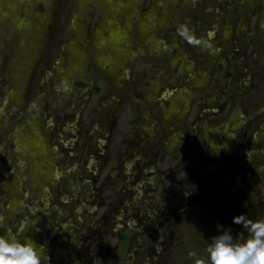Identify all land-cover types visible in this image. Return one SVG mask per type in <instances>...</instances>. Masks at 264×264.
I'll return each instance as SVG.
<instances>
[{"label": "rangeland", "instance_id": "1", "mask_svg": "<svg viewBox=\"0 0 264 264\" xmlns=\"http://www.w3.org/2000/svg\"><path fill=\"white\" fill-rule=\"evenodd\" d=\"M117 22L126 27L116 37ZM32 112L64 149L41 212L39 151L20 149L14 133ZM0 163V234L41 229L42 264L206 258L213 235L240 229L234 215L264 216V0H0ZM223 190L231 202L213 220ZM71 230L77 244L57 254Z\"/></svg>", "mask_w": 264, "mask_h": 264}, {"label": "clouds", "instance_id": "2", "mask_svg": "<svg viewBox=\"0 0 264 264\" xmlns=\"http://www.w3.org/2000/svg\"><path fill=\"white\" fill-rule=\"evenodd\" d=\"M232 222L240 229L229 226L213 235L206 245V258L195 250L189 252L194 264H264V216L253 218L242 212ZM44 255L29 237L0 234V264H42Z\"/></svg>", "mask_w": 264, "mask_h": 264}, {"label": "flooded vegetation", "instance_id": "3", "mask_svg": "<svg viewBox=\"0 0 264 264\" xmlns=\"http://www.w3.org/2000/svg\"><path fill=\"white\" fill-rule=\"evenodd\" d=\"M55 1V0H54ZM79 1V0H78ZM78 11V10H77ZM75 13H76V11H75ZM75 13H74V15H75ZM78 13H79V11H78ZM80 14V13H79ZM74 17V16H73ZM123 23V22H122ZM124 24V23H123ZM122 24V25H123ZM123 27H126V25L124 24L123 25ZM159 40L157 39V41L155 42V46L157 47V45H159V42H158ZM85 46H86V44H84V43H82V47L83 48H85ZM67 53L65 54V55H62V57H63V60L64 61H66L67 60ZM67 64V63H66ZM59 68L61 69V71H65L67 68L68 69H71L70 67H67V66H65V63H62V64H60L59 65ZM72 70H73V68H72ZM49 71V70H48ZM63 82H64V86L62 87V88H64L65 89V92H67L68 90H69V88H68V84H67V82L65 81V79H63ZM56 87H58L57 89H58V91L60 92L61 91V86L59 87V86H56ZM39 91H40V94H39V96L34 100V106L38 109V106H40V104L42 103V92H44V90H43V87H40V89H39ZM63 94H62V91H61V96H62ZM185 95V92L184 91H181L180 93H178L177 95H176V98H175V101H177V99L180 97V96H184ZM11 96H14V97H16L17 99H19V100H22V98H23V93H21V92H19V93H15L14 92V90H12V92H11ZM60 96V97H61ZM38 111H39V109H38ZM31 116H32V118L34 119V121L37 123V124H34L33 125V128L35 129L36 127H38L42 122H46L47 123V127H48V120H45V119H43V118H40L37 114H36V112H32L31 113ZM32 118H30V119H27L26 118V116L25 115H23V116H21L20 117V120L17 122V124L15 125V128L17 127V125H19L20 123H23V125L21 126V129L26 133V131H27V127H29L30 125H31V120H32ZM28 123V124H27ZM72 127V126H71ZM70 128V127H69ZM42 130V127L39 129V131H41ZM15 133V132H14ZM35 133V132H34ZM68 135L69 134H67V137H68ZM28 136H31L32 137V135H28ZM50 131H49V136H48V143H47V146H44V145H39L37 142H35V143H30L29 144V148L30 147H33L34 145H36V149L39 151V154L37 155V156H35V158H33V160H34V162H35V164L33 165L34 166V170H33V173L32 174H37V175H35L34 177H35V179H34V181H38V183L40 184V187L44 190V192H46L48 195H49V198H50V203H49V205L46 207L45 205V209H48L50 206H51V204H52V198H51V192H50V184H53V183H55L56 181H57V179H58V176L60 175V173H61V169L59 168V166H58V163H57V159L61 156V154H63L64 153V149L62 148V147H60L58 144H54V143H51L50 142ZM66 137V138H67ZM75 137V136H74ZM66 138H62V143H63V145H64V147L65 148H68L70 145H68L67 144V141H66ZM74 141V140H73ZM27 148V147H26ZM21 151V150H20ZM52 152L53 154H55V162H54V167L56 166L57 168H58V170H59V173H58V175H57V177L56 178H54L53 179V176L49 173V172H51L50 170H49V168L46 166V163H45V161H44V159H42L41 158V154H44V152ZM1 167H3L5 170L3 171V170H1ZM0 172H3V173H7L8 172V169H7V166L5 165V164H3V163H0ZM249 178H251L252 180H253V178L254 177H252V176H249ZM251 179H248V181L249 180H251ZM75 181L73 182V186L75 185ZM246 187H248V184L246 185ZM89 193H91L92 195H93V200H94V194H93V191H92V189L90 188L89 189V191H88V194ZM44 194V193H43ZM87 194V195H88ZM63 197H64V199L65 200H67V196L66 195H63ZM86 202V201H85ZM93 205V204H92ZM39 206H40V203H39V205H38V207L36 208V209H39V212H41V211H43V210H40V208H39ZM83 206L84 207H86L85 206V203L83 204ZM44 209V210H45ZM75 215L76 216H79V213L78 212H76L75 213ZM75 217V216H74ZM74 217H70L69 219H68V221H67V223L69 222V223H71L72 222V226H74V225H77V223H74ZM66 222V221H65ZM64 222V223H65ZM66 223V224H67ZM57 229V228H56ZM38 233H41L43 236H45V237H47L46 235H44V232L41 230V229H39V228H34V229H30L29 230V232H28V236L27 237H29V238H31L33 241H35L36 242V244L38 245V246H40L41 248H43V251H44V253H45V255L46 256H48V254L46 253V247H47V242L46 243H43V238L41 239V237L39 236V234ZM71 233H73L72 232V230H71ZM63 236H62V235ZM61 234H60V242L61 243H59V241H58V243L56 244V253L58 254V252H60L61 251V247H62V245H64V246H66V247H68V245L70 244V243H74L73 245H75V244H77V242H78V240H79V238L77 239H75V238H73V236H79V235H76V234H72V236L71 235H69V234H64L63 233V231L61 232ZM63 238H62V237ZM48 239V238H47ZM61 239H64V241H62ZM73 240V241H72ZM72 245V246H73ZM70 246V245H69Z\"/></svg>", "mask_w": 264, "mask_h": 264}, {"label": "bare ground", "instance_id": "4", "mask_svg": "<svg viewBox=\"0 0 264 264\" xmlns=\"http://www.w3.org/2000/svg\"><path fill=\"white\" fill-rule=\"evenodd\" d=\"M78 16H79V13H78V11H76V13H75V15L73 17V20L75 21V23L79 21ZM116 25H118V26L116 27ZM116 25L114 26L116 28L112 31V34H113V36H116L117 37L119 35V33H121V31H122V30L120 31V29L122 27L119 26V25L122 26V23L121 22H119V23L117 22ZM77 26H80V24L77 25ZM111 26H113V25H111ZM109 27H110V25H109ZM83 31H84V33H83V36L82 37L84 39H83V42L82 43H84V44L87 45V42L89 40H91V36L88 33L87 24H85V27L83 28ZM103 37L104 36L100 35V41H99V43H101L104 40ZM115 42H117V41H115ZM82 43H80V46L82 45ZM22 125H23V123H20L19 125H17V127L14 130L15 135H17V137H18V141L17 140L16 141L18 142V146H19L20 149L23 150V148L28 147L30 143H35V142H37L39 145L47 146L50 128L47 127V123L46 122H42L38 127L35 128V134H34L35 136H32V137L31 136H28L21 129V126ZM41 127H42V130L39 131V129ZM73 140H74V133H73L72 127H71L70 128L69 135L66 138L67 144L70 145L73 142ZM40 156H41L42 159H44V161L46 163V166L51 171L49 173L53 176V179L56 178L57 175H58V173H59V170H58V168L56 166L54 167L55 154H53L52 152L49 151V152H44V154H41ZM1 170L4 171L5 169L3 167H1ZM249 179H251V178H249ZM49 203H50L49 195L46 192H44L43 196L41 197V201H40V206H39L40 210H44L49 205ZM92 204H93V195L91 193H89L87 195V199H86V202H85V206L90 208V206H92ZM38 234L41 237V239L43 238V243H46L47 242V237L43 236L41 233H38Z\"/></svg>", "mask_w": 264, "mask_h": 264}, {"label": "trees", "instance_id": "5", "mask_svg": "<svg viewBox=\"0 0 264 264\" xmlns=\"http://www.w3.org/2000/svg\"><path fill=\"white\" fill-rule=\"evenodd\" d=\"M231 202V193L223 190L217 193L216 199L213 203V220L220 219Z\"/></svg>", "mask_w": 264, "mask_h": 264}]
</instances>
